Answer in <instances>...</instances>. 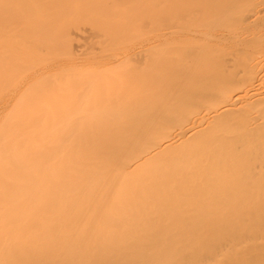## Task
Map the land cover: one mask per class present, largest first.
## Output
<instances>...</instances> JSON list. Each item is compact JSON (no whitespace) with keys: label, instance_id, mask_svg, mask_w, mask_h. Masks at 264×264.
Listing matches in <instances>:
<instances>
[{"label":"bare ground","instance_id":"obj_1","mask_svg":"<svg viewBox=\"0 0 264 264\" xmlns=\"http://www.w3.org/2000/svg\"><path fill=\"white\" fill-rule=\"evenodd\" d=\"M58 3L0 0L53 5L0 25V264H264V0Z\"/></svg>","mask_w":264,"mask_h":264},{"label":"rangeland","instance_id":"obj_2","mask_svg":"<svg viewBox=\"0 0 264 264\" xmlns=\"http://www.w3.org/2000/svg\"><path fill=\"white\" fill-rule=\"evenodd\" d=\"M55 1V4L54 5H57L58 6V10H62V9H65L66 6L64 5H60L58 3L59 2H63L64 0H54ZM76 1V0H75ZM83 2H88L90 0H82ZM91 1H96L97 3H103V2H106V1H109V0H91ZM113 1V0H112ZM46 7H43V8H40V7H23L22 9L21 8H12L11 9V12L14 13V15L20 19L18 20L16 17L14 16H11V15H4V14H1V19H0V25H1V29L4 28L5 31L7 33H12V36H11V39H8L6 38L10 43H12L13 46L15 47H18L17 46V43H15V41L21 36L22 33H24V29L32 22H34V16H27L33 12H37L38 11V14L39 15H43L44 13L42 11H45V12H48L49 10L53 11V9L51 8L53 5H50V4H45ZM12 23L14 25V27L10 28V25H7L8 23ZM49 25V24H48ZM61 28L58 30L59 33H61ZM46 37H50L49 35H45ZM5 39V40H6ZM61 45H60V50H63V51H68L69 50V47L68 45L61 41L60 42ZM63 55V59H66L65 60V63L66 62H71V59L70 56H65L67 55V53H62ZM54 61V60H53ZM67 63V64H68Z\"/></svg>","mask_w":264,"mask_h":264}]
</instances>
